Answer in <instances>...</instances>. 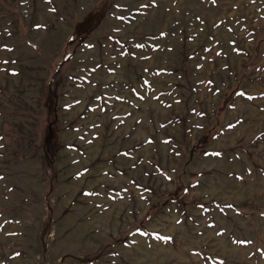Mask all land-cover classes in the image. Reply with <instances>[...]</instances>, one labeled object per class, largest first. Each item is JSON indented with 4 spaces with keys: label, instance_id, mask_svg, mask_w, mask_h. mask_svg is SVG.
Segmentation results:
<instances>
[{
    "label": "rangeland",
    "instance_id": "1",
    "mask_svg": "<svg viewBox=\"0 0 264 264\" xmlns=\"http://www.w3.org/2000/svg\"><path fill=\"white\" fill-rule=\"evenodd\" d=\"M0 264H264V0H0Z\"/></svg>",
    "mask_w": 264,
    "mask_h": 264
}]
</instances>
